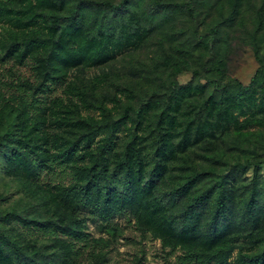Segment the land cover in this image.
I'll return each mask as SVG.
<instances>
[{
	"label": "rangeland",
	"instance_id": "1",
	"mask_svg": "<svg viewBox=\"0 0 264 264\" xmlns=\"http://www.w3.org/2000/svg\"><path fill=\"white\" fill-rule=\"evenodd\" d=\"M92 1L86 28L107 14L102 0ZM156 1L134 0V14L126 15L134 36L123 47L109 42L105 60L65 64L55 59L65 78L39 93L41 111L25 112L27 116L11 107L15 84L38 81L35 66L48 51L64 54L46 46L34 48L20 61L25 40L56 36L58 29L49 25L45 13H67L70 4L0 0V57L15 44L13 56L0 59V132L11 127L18 138H46L58 149L90 134L91 150L118 126L107 185L126 193L129 181L137 189V201L132 210L123 207L107 219L88 208L77 210L88 241L75 244L77 255L69 258L66 253L69 264H174L187 249L212 254V264H254L245 255L264 251V78L255 84L253 103L248 99L242 106L233 104L226 115L212 97L215 76L205 66H220L224 81L244 85L264 66V44L259 62L247 41L248 34L257 31L262 0ZM235 1L241 9L231 20ZM186 3L193 16L180 6ZM78 44L68 40L67 46ZM154 137L159 143L155 167ZM127 144L128 160L119 165ZM10 150V145H0V226L8 232L10 228L13 236L37 238L36 246L46 245L43 252L48 253L55 248L52 238L13 214L39 220L70 214L53 186L74 183L72 169L43 167L37 183L9 167ZM48 150L56 152L50 145ZM129 168L132 175L126 173ZM207 187H212L208 200L187 211L192 196ZM220 189L227 211L213 235L210 221ZM57 237L67 238L61 233ZM0 264L11 263L0 255Z\"/></svg>",
	"mask_w": 264,
	"mask_h": 264
},
{
	"label": "trees",
	"instance_id": "2",
	"mask_svg": "<svg viewBox=\"0 0 264 264\" xmlns=\"http://www.w3.org/2000/svg\"><path fill=\"white\" fill-rule=\"evenodd\" d=\"M15 3L17 0H13ZM58 2H66L70 4L67 13L57 14L54 12H46L45 16L48 19L49 25L58 29L56 36H38L36 38L29 37L25 40V47L21 52L20 61L27 56L34 48H42L46 46L58 47L63 49L62 53L58 51H48L44 56L37 60L35 66L38 81L30 82L23 80L15 84V104L12 109L19 114L27 112L41 111L44 101L41 100L40 94H44L46 90H50L51 86L62 83L65 78L64 72L55 65L54 60L59 58L65 64H77L81 61L101 62L106 59L109 53L108 44L113 42V46H126L124 41H129L131 35L134 36V31L131 30L126 15H133L132 8L134 0H123L113 3L111 0H102L101 6L107 12L105 18L95 22L89 28H86L87 12L92 8V0H57ZM157 4L160 0L156 1ZM264 0H262V5ZM258 8L256 12L257 31L248 34L247 41L252 48L254 56L259 62L260 47L264 44V5L263 8ZM188 15L193 16V9L189 3L181 4ZM239 6V7H238ZM241 9L240 2L235 1L234 13L231 15V20L239 15ZM55 31V30H54ZM217 32L216 26L210 29L211 37ZM68 40L79 42L77 46L68 48ZM4 53L3 57L11 58L13 56V46ZM65 49V50H64ZM60 54V55H59ZM263 63V62H262ZM207 72L212 73L214 77V89L212 97L218 104L220 111H224L226 115L230 114L231 106L234 104L242 106L244 102L251 99L254 102L258 95V86H255L257 80L264 78V66L262 64L256 70V75L251 78L248 84H242L239 81L229 82L223 80L224 71L220 66H205ZM205 87V83L202 84ZM264 98V97H263ZM262 100V97H261ZM233 102V103H231ZM130 106L125 108L123 117L127 116L126 112ZM138 113L140 108H133ZM25 114V115H27ZM34 114V113H33ZM29 116V115H27ZM116 127L112 126L106 137L101 139L96 146L90 150L93 136L90 134H82L75 141L61 149L57 148V144H52L46 138L41 140H31L28 138H18L11 127H7L4 132H0V145H10L11 150L7 160L9 167L14 171L26 175L32 180L40 183V175L42 168L46 167L50 170L59 166L71 168L70 171L74 183L54 184V188L59 191L60 197L64 205L71 209L68 212L57 213L55 216L49 217L46 220L26 219L18 214H13L24 224H35L40 229H43L49 239L53 240V247L48 253H44L47 246H36L37 238L22 237L20 234H11V229L5 231L0 226V255L7 258L11 264H69L67 254L74 256L78 254L77 248L74 246L77 242H87V232L84 230L83 221L77 216V210L88 208L93 214H96L104 219L115 211H119L123 207H132L137 201L134 196L137 189L130 185L127 181L129 190L126 193H121L117 190H111L107 185L106 171L108 169V160L111 153L116 148ZM94 129V127H93ZM95 135V132H94ZM157 137L153 138V154L154 161L156 160V148L158 145ZM49 145L54 148L49 152ZM128 144L121 153L119 165H126L128 160ZM91 159L90 165H87ZM89 161V162H88ZM75 162V163H73ZM157 160L155 166H157ZM126 173L132 175V170L129 168ZM212 187L205 188L202 192L195 194L191 198L190 204L186 207L187 211L193 210L196 207L204 204L210 195ZM252 202L249 200L248 205ZM227 211L225 201V191L220 189L217 200L215 202V211L211 218V233L216 235L219 231L221 217ZM10 213L6 214L8 218ZM9 220H7L8 222ZM66 235V239L58 238V234ZM30 245V246H29ZM67 253V254H66ZM250 258L254 264H264L263 253L254 255H245ZM213 255L204 251L187 249L178 254L174 264H212Z\"/></svg>",
	"mask_w": 264,
	"mask_h": 264
}]
</instances>
